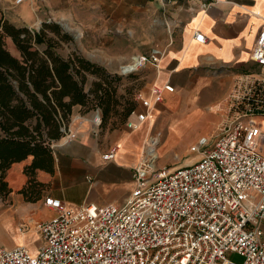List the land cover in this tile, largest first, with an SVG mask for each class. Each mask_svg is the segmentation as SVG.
<instances>
[{"label": "built area", "instance_id": "obj_1", "mask_svg": "<svg viewBox=\"0 0 264 264\" xmlns=\"http://www.w3.org/2000/svg\"><path fill=\"white\" fill-rule=\"evenodd\" d=\"M194 39L206 42L200 33ZM163 54L154 48L132 58L135 66L122 74L156 67ZM250 59L264 70V28ZM164 91L173 88L152 85L148 98L136 94L143 111L131 114L128 130L149 121ZM226 108L219 133L189 147L199 157L188 166L152 169L157 142L150 138L143 151L150 155L142 154L123 205L70 208L46 197L43 205L55 215L35 225L43 245L33 254L25 246L0 249V264H264V76L237 80ZM74 138L68 130L62 140ZM117 152L113 146L102 159L112 161Z\"/></svg>", "mask_w": 264, "mask_h": 264}, {"label": "crops", "instance_id": "obj_2", "mask_svg": "<svg viewBox=\"0 0 264 264\" xmlns=\"http://www.w3.org/2000/svg\"><path fill=\"white\" fill-rule=\"evenodd\" d=\"M157 1L162 6L165 3ZM166 6L172 16L167 25L169 44L159 64L153 66L155 76L141 93L148 98L152 85L165 84L173 92L164 91L149 121L132 131L102 133L96 124L100 111L84 114L79 106L74 107L68 130L75 138L53 144V173H36V180L45 186L38 200L26 202L19 193L27 182L23 168L32 158L8 170L6 180L12 192L6 201L0 199V249L25 246L33 254L43 245L35 225L55 215L43 205L46 197L70 208L123 205L134 189V171L150 138L158 139V146L165 131L169 134L165 144L172 147L188 134L194 137L186 147L189 153L192 144L207 137L200 135L209 132L205 122L214 125L225 119L226 100L237 80L264 76V70L250 59L264 28V0H172ZM195 33L202 34L206 42L195 41ZM142 111L138 103L135 113ZM113 146L118 147L114 160L104 161L102 156ZM163 146L164 142L158 149ZM261 152L264 155V145ZM198 157L193 154L184 164L169 169L188 166Z\"/></svg>", "mask_w": 264, "mask_h": 264}, {"label": "trees", "instance_id": "obj_3", "mask_svg": "<svg viewBox=\"0 0 264 264\" xmlns=\"http://www.w3.org/2000/svg\"><path fill=\"white\" fill-rule=\"evenodd\" d=\"M7 40L19 57L6 49ZM71 41L72 37L56 23H43L39 30H31L0 17V199L3 201L12 192L6 180L8 170L28 157L31 162L23 168L27 182L19 193L26 202L38 200L45 186L36 180V173H53L52 146L68 131L74 107L79 106L84 114L100 111V128L113 117L120 126L125 125L136 110V101L123 102V96L117 94L119 77L80 55L65 58L58 53L60 42ZM87 76L95 80L85 90Z\"/></svg>", "mask_w": 264, "mask_h": 264}, {"label": "rangeland", "instance_id": "obj_4", "mask_svg": "<svg viewBox=\"0 0 264 264\" xmlns=\"http://www.w3.org/2000/svg\"><path fill=\"white\" fill-rule=\"evenodd\" d=\"M166 4L162 6L157 0H29L24 5L16 6L11 0H0V17L17 27L26 26L31 30H39L43 23L58 24L63 32L72 37L69 43L60 42L58 53L65 58L71 54L80 55L119 77L117 94L123 96V102H129L135 101L136 94L155 76L156 70L146 64L126 76L122 74L123 66H130L131 57L135 59L152 48L167 49V25L172 16ZM67 26L69 29H66ZM49 36L52 37L51 34ZM6 49L19 57L9 40ZM94 80L93 76H87L85 90L90 88ZM224 120L221 118L214 125L205 122L209 132L200 135L213 139ZM100 130L106 133L128 129L124 124L120 126L117 118L113 117L105 125L102 123ZM166 134L164 131L159 142V145L164 142L163 148L158 149L159 145L156 146L159 156L156 155L152 160L154 170L162 169V163L166 165L165 169L184 164V160L193 155L186 152V147L194 137L187 134L170 147L165 144L169 136ZM233 259L239 260L235 256Z\"/></svg>", "mask_w": 264, "mask_h": 264}, {"label": "bare ground", "instance_id": "obj_5", "mask_svg": "<svg viewBox=\"0 0 264 264\" xmlns=\"http://www.w3.org/2000/svg\"><path fill=\"white\" fill-rule=\"evenodd\" d=\"M66 29H69V27L67 26V28ZM80 35V34H79ZM134 61H136V58L134 59ZM132 66H135V64H131L130 66H127V67H125L123 70H122V72H125V71H128L129 69H130V67H132ZM153 140H156V139H153ZM150 142V141H149ZM156 142H157V140H156ZM147 150H148V148H147ZM143 153H145V155L144 156H146V157H149V153H147V152H143ZM156 153V154H155ZM154 153V155L156 156H159V153L157 152V150H156V152ZM152 155H153V153H152ZM153 166V165H152ZM151 166V167H152Z\"/></svg>", "mask_w": 264, "mask_h": 264}]
</instances>
